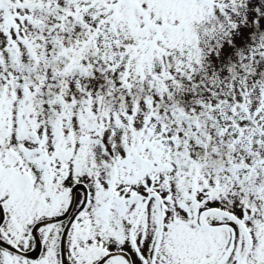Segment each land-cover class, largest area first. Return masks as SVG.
<instances>
[{
	"label": "snow or ice",
	"instance_id": "snow-or-ice-1",
	"mask_svg": "<svg viewBox=\"0 0 264 264\" xmlns=\"http://www.w3.org/2000/svg\"><path fill=\"white\" fill-rule=\"evenodd\" d=\"M0 264H264V0H0Z\"/></svg>",
	"mask_w": 264,
	"mask_h": 264
}]
</instances>
